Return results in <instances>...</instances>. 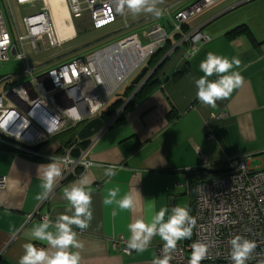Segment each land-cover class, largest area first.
I'll use <instances>...</instances> for the list:
<instances>
[{
    "label": "crops",
    "instance_id": "obj_1",
    "mask_svg": "<svg viewBox=\"0 0 264 264\" xmlns=\"http://www.w3.org/2000/svg\"><path fill=\"white\" fill-rule=\"evenodd\" d=\"M142 21L136 24L141 25ZM186 25L188 33L204 28L211 40L194 55L188 52L187 42L175 41L157 65L170 57L158 75L155 89L143 100L125 107L132 94L114 116L107 115L106 107L100 114L72 125L74 136L63 142L51 138L38 156L33 155L38 161L0 151V178L7 179L5 189L0 191V264H19L25 243L48 248L46 242L32 238V228L44 217L54 223L59 214L71 215L66 211L70 205L64 199L63 189L85 172L92 181L88 190L92 195L93 219L85 230L72 226L83 248L70 251L80 252V264H151L157 257V247L164 243L159 235L153 237L144 252L134 251L130 255L117 252L115 240H129V225L136 219L150 223L157 212L168 209L164 217L167 222L172 207L188 208L187 183L192 178L186 169H204L205 161L215 173H223L229 169L230 159L242 155H253L251 169H264V0H222ZM243 25L251 30L257 45L246 36L228 37V33ZM76 27L74 23L75 35L68 43L79 37ZM27 52L37 70L58 62L55 57L33 65L39 53L35 54L30 46ZM208 52L229 60L238 58L240 66L232 70L240 72L244 80L227 98L218 100L215 107L198 100L194 82L204 75L200 63ZM18 62L26 68L24 61ZM63 62L57 63V67L68 61ZM18 75L5 77L19 84ZM217 78L213 74L207 79ZM130 83L119 87V95L125 93ZM116 100L110 101V105ZM69 142L65 154L72 152L73 159L90 162L91 167L86 170L80 165L82 172L69 182L65 180L66 167L61 165L63 174L56 179L52 193L47 199L38 200L36 197L43 192L39 166L51 162L54 155L62 157L57 151ZM109 167L116 171L112 177L104 175ZM117 187V200L129 192L135 195L134 209L104 204L108 191Z\"/></svg>",
    "mask_w": 264,
    "mask_h": 264
},
{
    "label": "built area",
    "instance_id": "obj_2",
    "mask_svg": "<svg viewBox=\"0 0 264 264\" xmlns=\"http://www.w3.org/2000/svg\"><path fill=\"white\" fill-rule=\"evenodd\" d=\"M13 1L19 7L42 4L41 11L23 18V30L16 21ZM187 1L189 0H174L170 6L165 7L164 13L169 18L171 33L162 25L152 26L150 23V28L146 29L142 36L137 33L127 35L111 46L84 58H74L39 76H36L37 68L29 61L27 46L38 54L43 43H47L44 51H49L62 47L71 39L60 41L57 37L47 0H3L4 4L8 5L6 13L15 29L13 39L7 29L0 2V64L11 60L24 61L26 68L23 73L27 78L25 83L16 84L18 86L10 92L0 94V143L38 156L39 153L23 149L3 136L35 146L50 140L69 124L75 125L87 117L101 113L111 98L106 95L109 89V78L106 76L109 74L108 70L113 73L112 67L130 66L141 56L139 63L131 71L133 73L164 47L171 34H183L184 25L222 0H197L172 15L171 8ZM65 2L72 25L87 13L95 30L110 27L121 22L120 20L127 29L132 27L129 20L133 13L125 9L121 14L118 0ZM150 20L151 18L147 19L148 22ZM143 39L148 43L144 44ZM210 40L211 36L200 27L190 34H183L181 43L187 42L188 52L194 55ZM10 79L1 82H9ZM118 89L113 90V93ZM71 108H75V116L67 114L66 111ZM70 154L68 156L71 157ZM72 160L75 163L65 165V179L74 175L82 162H86L73 158ZM252 160L253 155L235 157L230 159L229 169L222 174L210 179L188 181V209L197 223L191 239L177 243L176 249L171 253L170 264H188L191 244L197 240L204 243L208 249L201 264H231L229 240L236 235L257 243L246 264H258V261L264 260V169H251ZM87 163L89 169L92 164ZM203 167L207 171H214L213 166L205 161ZM186 172L190 174L192 169H186ZM6 185V177H1L0 191L5 189ZM127 241L125 237L117 238L114 243L115 250L123 255L133 253L135 250L128 249ZM162 250L163 245L157 247V257L163 255Z\"/></svg>",
    "mask_w": 264,
    "mask_h": 264
},
{
    "label": "clouds",
    "instance_id": "obj_3",
    "mask_svg": "<svg viewBox=\"0 0 264 264\" xmlns=\"http://www.w3.org/2000/svg\"><path fill=\"white\" fill-rule=\"evenodd\" d=\"M162 3L163 0H118V8L121 14L127 9L133 14L143 11L158 17L162 14V10L157 5ZM240 63L241 61L236 57L229 60L213 52H208L206 59L200 63V70L204 75L194 81L198 100L206 106L215 107L218 100L227 98L235 88L241 86L244 82L242 75L240 72L232 70L234 66L238 68ZM213 74H216L218 78L209 81L207 78ZM66 112L70 116L76 115L75 108ZM50 161L38 168L43 189V192L36 197L38 200H45L52 193L56 179L63 174L61 165L75 163L68 155L64 157L54 155L50 157ZM82 165L85 169L89 167L87 162H82ZM115 174L114 167H109L104 171V175L107 177H112ZM91 183L89 175L85 172L63 189L64 199L70 205L66 211L71 215L59 214L54 223L44 217L40 223L34 225L31 231L32 238L36 241L46 242L48 248H37L34 243H25L22 246L24 252L19 259V264H80V252L70 251L73 248H83V244L77 240V233L73 231L72 226L85 230L93 219L92 195L88 190V185ZM118 192V187L109 190L103 201L104 204L116 203L120 209H134L135 195L129 192L117 200ZM167 212H169L168 209H161L152 216L150 223H146L144 219L140 218L129 225L131 237L127 241L128 249L142 253L149 247L153 237L157 235L164 242L163 255L153 258L151 264H170L171 253L176 249L177 243L184 239H191L193 228L197 223L196 218L190 215V210L186 207H172L168 220L165 222L164 217ZM229 244L231 264H246L257 247L254 240L240 235L232 237ZM207 251V246L199 240L192 243L188 264H201L206 258ZM258 264H264V260L258 261Z\"/></svg>",
    "mask_w": 264,
    "mask_h": 264
},
{
    "label": "rangeland",
    "instance_id": "obj_4",
    "mask_svg": "<svg viewBox=\"0 0 264 264\" xmlns=\"http://www.w3.org/2000/svg\"><path fill=\"white\" fill-rule=\"evenodd\" d=\"M195 1H197V0H189L187 2L182 3L180 6H178L176 8H173V9L171 8L172 15L177 14L180 11V9L186 8L187 6L191 5ZM173 2H174V0H163L162 4H158L157 7L162 10V14L158 17L155 16L154 14L143 12V11L138 13V14H132L131 17L133 18L132 19L133 22L131 25L132 27L130 29H127L125 26H123L122 23H117L115 25H112L110 27H107V28H104L101 30H95L93 28L89 18H88V14L85 13L82 20L81 19L75 20V23L77 26L76 27L77 33L79 36L78 38H76L72 42L64 45L63 47H60L57 49H52L49 51L40 52L38 55L35 56L36 58L33 60L32 64L38 65L39 62L52 60V59H55V57H58L57 63L63 62V61L64 62L69 61V60H72L74 58H79V57L84 58L87 55H89V54H91L97 50H100L104 47L111 46V45L115 44L117 41H119L123 37H126L127 35L137 33L140 36H142L143 32L146 29L150 28V27H148V25L150 23L152 26H155V25L165 26L167 31L169 33H171L172 29L169 26V18L164 13V9H165V7L170 6ZM2 6H3L4 17L6 19L7 29L9 30L11 36L14 39L15 38V32L13 30H15V29H14V27L11 26V21L9 20V18L6 17V9L8 8V5L2 4ZM12 6H13L14 11H15L16 21L18 22V24L22 30L24 29V26L22 23L23 18L29 14H34V13L41 11V8H42L41 3H36L34 5L27 6V7H19L18 5H16V3L14 1L12 2ZM152 15H153L152 20L148 22L146 18H149ZM144 19H146V20H144ZM138 20H141V21L144 20V21H142L141 25H137L136 23L138 22ZM120 21L123 22L122 20H120ZM188 34H190V33H188ZM143 43L147 44L148 42H146L143 39ZM46 47H47V43H43L42 49H46ZM147 62H145L137 70H134V72L129 75L127 80L124 81L119 87L121 88L122 85L124 86V85L128 84L130 81L132 82L135 79V77L140 73L142 68L147 67V66H145L147 64ZM57 63L55 64V66L46 65V66H44V69H41V70L38 69L39 71L37 70L36 76H39L43 72H47L49 69L57 68ZM24 69H25V64L23 62L11 60L10 62L0 64V81L7 79L5 76H7L9 74H19L18 76H20V78H18L17 81L19 84H23L27 81L26 77H23L20 74L21 72L22 73L24 72ZM153 72L154 71H150L149 73L153 74ZM147 81L143 82L142 85L144 86ZM127 86H126V88H127ZM0 91H1V89H0ZM122 94H124L123 91L121 92L120 95L117 96V98L121 99ZM123 98H125V97L123 96ZM114 99H116V98H114ZM125 100H126V98H125ZM73 136H74V131L72 130V124H69L63 130H61L56 135H54V139H55L54 141L63 142V141L69 140ZM62 157H64V156H62Z\"/></svg>",
    "mask_w": 264,
    "mask_h": 264
},
{
    "label": "trees",
    "instance_id": "obj_5",
    "mask_svg": "<svg viewBox=\"0 0 264 264\" xmlns=\"http://www.w3.org/2000/svg\"><path fill=\"white\" fill-rule=\"evenodd\" d=\"M1 5L4 4L3 0H0ZM3 7V6H2ZM169 26L170 25V21H169ZM187 25L183 26V34H188L187 32ZM165 27V26H164ZM166 28V27H165ZM183 34H171L168 41L166 42V44L164 45L163 48H161L160 50H158L157 52H155L152 57L148 60L147 62V67H149V72L152 71L155 67H157L158 63L160 62V60H162L165 55L167 54V52L175 45V41L177 42H181ZM228 37L230 38H237L239 36H246L250 42L254 45H257V40L255 39L253 33L251 32V30L243 25L240 26L239 28L233 30L232 32L227 34ZM186 42H184L185 44ZM183 44V43H182ZM188 44V43H186ZM170 57L166 58L162 64H160L153 72L152 76L149 78V80L145 83V85L143 87H141V89H139V91L136 93V95L129 100V102H127L131 95L134 93L135 89L137 87L133 86L131 83L128 85L126 91L124 94H122L121 99H118L108 106V116H114L117 111H119V109H121L127 102V104L125 105V107H129L134 101H140L143 100L145 97H147L149 94H151L153 92V90L155 89V85L158 82V75L161 72L163 66L167 63V61L169 60ZM12 85L17 84V82H9ZM123 96L126 98H123ZM100 114V113H99ZM70 146V142L69 143H64V146H61L59 148V150L57 151V154L59 155H63L65 156L67 149ZM0 151L1 152H5V153H12V154H18L21 155L27 159L33 160V161H38L39 158L36 156H33L31 154H28L26 152H24L21 149H18L16 147H12V146H8L5 144L0 143ZM72 154V152H71ZM82 172L80 168H77L75 170V174L74 175H70L66 180L69 182L76 180V178H78V174ZM222 173H215L214 171H207L205 169H197V170H192V172L190 173L191 178L195 179V180H203V179H210L212 177H216L218 175H220Z\"/></svg>",
    "mask_w": 264,
    "mask_h": 264
},
{
    "label": "bare ground",
    "instance_id": "obj_6",
    "mask_svg": "<svg viewBox=\"0 0 264 264\" xmlns=\"http://www.w3.org/2000/svg\"><path fill=\"white\" fill-rule=\"evenodd\" d=\"M48 5L51 9V15H52V21L54 28L57 31V37L60 41L68 38L72 39L75 35V29L70 21V13L68 6L65 2V0H47ZM42 52L41 50L39 53ZM139 56L134 63H131L130 66H116L112 67L113 73L108 70L109 74H106V76L109 78L107 87V97H111L110 101H112L114 98H117L119 95V92L113 93L116 88H119V86L124 82V80L127 78V76L131 73V71L134 69V66L139 63L140 60ZM18 85H12L7 82H1L0 81V94L10 92L12 89L17 87ZM116 96V97H115ZM110 103V102H109ZM109 103L106 107L109 106Z\"/></svg>",
    "mask_w": 264,
    "mask_h": 264
},
{
    "label": "water",
    "instance_id": "obj_7",
    "mask_svg": "<svg viewBox=\"0 0 264 264\" xmlns=\"http://www.w3.org/2000/svg\"><path fill=\"white\" fill-rule=\"evenodd\" d=\"M14 52V51H13ZM149 67H144L142 68V70L140 71V73L135 77V79L131 82V84L136 88L135 92L133 93L132 95V98L136 95V93L138 92V90L143 86V82L147 81L150 76L152 75V73L150 74L149 73ZM4 139H8L10 142L14 143V144H17L19 147L23 148V149H27V150H30L31 152H34V153H40L41 150H43L44 147H46L48 144H49V141H45L43 143H40L38 145H35V146H29V145H26V144H23V143H20L14 139H9L7 138L6 136H3Z\"/></svg>",
    "mask_w": 264,
    "mask_h": 264
},
{
    "label": "flooded vegetation",
    "instance_id": "obj_8",
    "mask_svg": "<svg viewBox=\"0 0 264 264\" xmlns=\"http://www.w3.org/2000/svg\"><path fill=\"white\" fill-rule=\"evenodd\" d=\"M139 91V90H138ZM66 180V179H65Z\"/></svg>",
    "mask_w": 264,
    "mask_h": 264
}]
</instances>
